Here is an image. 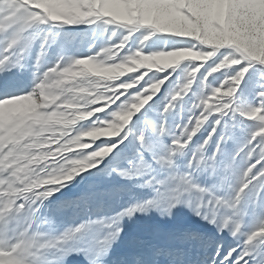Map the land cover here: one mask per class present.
I'll list each match as a JSON object with an SVG mask.
<instances>
[{"label": "snow or ice", "instance_id": "obj_1", "mask_svg": "<svg viewBox=\"0 0 264 264\" xmlns=\"http://www.w3.org/2000/svg\"><path fill=\"white\" fill-rule=\"evenodd\" d=\"M0 264H264V0H0Z\"/></svg>", "mask_w": 264, "mask_h": 264}, {"label": "rangeland", "instance_id": "obj_2", "mask_svg": "<svg viewBox=\"0 0 264 264\" xmlns=\"http://www.w3.org/2000/svg\"><path fill=\"white\" fill-rule=\"evenodd\" d=\"M65 191H68V194H69V196H72V195H74V194H75V192H74V191H69V190H67V189H66ZM57 195H59V193H57ZM122 247H123V245H121V246L117 247L116 254H119V252L122 250Z\"/></svg>", "mask_w": 264, "mask_h": 264}]
</instances>
